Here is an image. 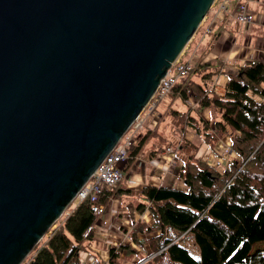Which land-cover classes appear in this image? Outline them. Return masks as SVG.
Wrapping results in <instances>:
<instances>
[{
    "label": "water",
    "instance_id": "1",
    "mask_svg": "<svg viewBox=\"0 0 264 264\" xmlns=\"http://www.w3.org/2000/svg\"><path fill=\"white\" fill-rule=\"evenodd\" d=\"M215 0H0V264H22Z\"/></svg>",
    "mask_w": 264,
    "mask_h": 264
},
{
    "label": "trees",
    "instance_id": "2",
    "mask_svg": "<svg viewBox=\"0 0 264 264\" xmlns=\"http://www.w3.org/2000/svg\"><path fill=\"white\" fill-rule=\"evenodd\" d=\"M201 62L194 63V77L182 78L170 93L186 101L192 92L199 109H209L208 120L188 111H173L178 117L175 127L192 130L199 141L175 138L174 128L169 134L153 130L164 145L156 152L174 146L173 162L180 166L177 176L186 189L144 186L139 191L143 200L128 206L139 213L149 210L153 223L149 227L137 224L132 238L136 239L139 231L158 232L146 239L154 255L144 264H264V252L254 249L264 241V62L247 60L236 72L227 73L222 95L208 83L214 80L220 62ZM153 134L148 129L136 141L124 164L125 177ZM223 137L229 138L235 156L220 169L210 166L197 152L201 143L212 149ZM116 189L133 194L120 183L104 194H118L123 200ZM95 226L96 216L86 199L48 238L37 243L23 264H79L81 253L94 242ZM188 238H193L196 252L185 245ZM120 253V249L111 248L109 262L120 264Z\"/></svg>",
    "mask_w": 264,
    "mask_h": 264
},
{
    "label": "crops",
    "instance_id": "3",
    "mask_svg": "<svg viewBox=\"0 0 264 264\" xmlns=\"http://www.w3.org/2000/svg\"><path fill=\"white\" fill-rule=\"evenodd\" d=\"M244 1L247 3L248 9L255 15L256 20L254 22L247 24L238 23L234 17L236 2L231 1L227 7L228 10L223 22L212 29L210 33H206V29L209 27L208 25L218 8V1H216L206 16L207 23L204 25L203 34H200L198 39L191 44V49L194 48V51L189 49L186 52L184 50L181 55V61L190 60L194 63L196 60L195 56L199 53H201L199 55L205 54L204 57L209 54L220 62V67L214 80H210L208 83L211 89L221 95L224 93L227 73L236 72L245 62L240 54L241 50L246 49L247 52L248 49H251L250 51L252 52L257 51V58L264 62V0ZM184 53L186 54L184 55ZM191 77H194V75H191ZM169 95L170 93L157 101V111ZM204 116L206 119L209 118L206 110L204 111ZM152 117L153 124L148 120L149 126H154L157 123V114L152 115ZM148 122L143 128L144 131L150 128L148 127ZM176 134L179 136L181 132H176ZM158 138L160 137L156 134L147 138L142 152L134 159L129 169V176L120 182L121 185L127 178L124 183L127 190L131 192L141 191L146 185L174 186L177 183L184 185L183 181L176 177L180 166L175 162H170L171 157L163 153L166 148L156 152L159 147L164 146L163 141ZM207 147L206 145L201 148L198 156L205 159L211 166H214L217 158L224 160L222 164L225 165V159L220 158L216 154H210L206 149ZM116 191L121 194L123 200L118 197V194L114 193L104 194L102 197V203L105 205L103 218L106 224L96 225L97 231L102 233L100 237L94 236L95 239L90 245L89 252L82 254L81 258L86 261L91 258H97L106 262L109 260L112 247L121 250L120 264H127V259L128 264H134L137 260L150 254V247L146 239L157 235L158 232L146 234L144 231H139L136 233V239L132 238V231H134L137 224L142 223L148 227L152 225L153 219L149 210L139 213L136 208H130L128 206L129 203L135 204L132 201L133 195L124 189H116ZM142 241L143 244H141Z\"/></svg>",
    "mask_w": 264,
    "mask_h": 264
},
{
    "label": "built area",
    "instance_id": "4",
    "mask_svg": "<svg viewBox=\"0 0 264 264\" xmlns=\"http://www.w3.org/2000/svg\"><path fill=\"white\" fill-rule=\"evenodd\" d=\"M218 8L216 13L212 17V21L206 29V33H210L212 29L221 24L226 16L228 5L231 1L236 2L234 9V17L240 24H246L252 22L255 19V15L248 9L247 3L244 0H217ZM194 63L190 60L181 61L179 58L174 62L167 71L164 78L159 83L153 97L138 115L137 119L132 122L125 134L120 138L115 147L105 156L100 162L95 172L91 175L89 180L80 188L72 200V205L77 206L82 201L89 199L91 203V210L97 217V224H106L103 216L105 213V205L102 203L101 198L105 192L111 191L118 183L124 178L123 166L127 159L130 157V151L135 147L136 136L143 130L148 120H152V115L155 113L152 111H146L148 106H153L155 109L156 103L159 99L164 98L171 93L175 84L182 78L187 77L193 70ZM226 151L230 150V144L227 142L224 145ZM166 154L170 156V160L174 157L175 151L171 147H167ZM221 154H224L221 152ZM231 154V150H230ZM226 155V154H224ZM95 227L94 233L97 237H100L101 231H97ZM148 258L143 261H139L136 264H143ZM80 264H102L95 259L85 263L80 261ZM108 264V263H106Z\"/></svg>",
    "mask_w": 264,
    "mask_h": 264
},
{
    "label": "rangeland",
    "instance_id": "5",
    "mask_svg": "<svg viewBox=\"0 0 264 264\" xmlns=\"http://www.w3.org/2000/svg\"><path fill=\"white\" fill-rule=\"evenodd\" d=\"M210 11V10H209ZM209 13V12H208ZM208 13H207V15H208ZM206 15V16H207ZM206 16H205V18H204V20L202 21V23L200 24V26L198 27V29L196 30V32L194 33V35L192 36V38H191V40L189 41V43L187 44V46H186V52L189 50V49H191V44L194 42V41H196V39H198V36L201 34H203V30H205V28H204V25H205V23H207V19H206ZM254 20H256V18L254 19ZM254 20H253V22H254ZM252 23V22H251ZM188 47V48H187ZM191 50H193L194 51V48L193 49H191ZM251 49H248V52L246 51V49H243V50H241V56H242V58H244V60L245 61H247V60H251V59H258L257 57H258V52L257 51H254V52H252V51H250ZM186 53H184V55H185ZM199 54H201V53H199ZM196 55L195 56V58H196V60H195V62L194 63H198V62H200V61H202L201 63H205L207 60H213L214 58L213 57H211L209 54H207L205 57H204V55L205 54H202V55ZM202 56H203V58H202ZM184 57V56H183ZM182 57V58H183ZM259 60V59H258ZM215 61H217L216 59H215ZM217 74V73H216ZM214 90V89H213ZM224 91V90H223ZM222 91V92H223ZM190 97L188 98V99H186V101H181L182 99L181 98H179L176 94H170L169 95V97L166 99V101L163 103V104H161L160 105V107H159V109H158V111L160 112H156L155 111V109L153 108V106H148L147 107V109H146V111H152L153 110V112L155 111L156 113H154L153 115H156L157 114V123L153 126V125H151V126H149V122L151 121V123H152V120H149V122H148V127H150V128H148L150 131H152V134H153V130H157V129H160V130H162V131H164V133H167V134H169V132H171L172 131V129L174 128V130H175V132H173L174 133V137H176L177 136V134H176V131H178V132H181V134H180V136L179 137H183V136H185V137H188V138H190L191 140L192 139H194L195 141H199V138H198V135L195 133V132H193L192 130H190V129H186V130H181V131H179V129L180 128H178V127H175V126H177V124L175 123L176 121H178L177 120V115L173 112L174 110H178V111H181V112H190V113H192V114H194L195 115V117H197V118H203L204 120H208V119H206L205 118V116H204V111L206 110L207 111V113L209 114V116H210V112H209V109H207V108H204V109H199V105H198V103L193 99V96H192V92L190 93ZM221 95V94H220ZM188 102H190L189 103V105H187V103ZM156 106H157V104H156ZM156 106H155V108H156ZM188 108H190V109H193L192 110V112H191V110L190 109H188ZM199 111V113H197ZM210 124H212V122H209ZM153 124V123H152ZM152 127V128H151ZM148 129H146V130H148ZM146 130L144 131H141L137 136H136V141L140 138V136L144 133V132H146ZM150 134V133H149ZM155 134V133H154ZM153 134V135H154ZM169 136V135H168ZM224 138V137H223ZM180 141H181V139H180ZM179 141V142H180ZM228 141L226 140V139H223V140H221V141H218L217 143H215V145L212 147V149L209 151L208 150V148L209 147H207L206 149H207V151H209L210 152V154H212V155H214V154H218V153H220V152H222V153H224V154H226V155H229L226 159L227 160H229L230 159V157H231V155H232V152H231V155H230V150H232L231 149V147H230V150L229 151H226L225 150V148H224V145L227 143ZM206 146V144H203V143H201L200 144V148H199V150H198V152H197V154L199 155V153H200V150H201V148H203V147H205ZM169 147H171L173 150H175V148H174V146L173 145H171V146H169ZM196 154V155H197ZM172 161H173V158H172ZM224 161V160H223ZM211 166V165H210ZM212 167H215V166H212ZM126 180H127V178L125 179V181L121 184V185H125L124 183L126 182ZM174 186H177V187H179V188H183V189H186L185 188V186L184 185H181L180 183H177V185H174ZM133 199H132V201L133 202H135V204H137V202L138 201H141V200H143V198H142V195H141V193L139 192V191H135V192H133ZM73 209H74V207H73V205H70L69 206V208H68V212H66L62 217H60L52 226H51V228L47 231V233L43 236V238H42V240L40 241V242H42L43 241V239H46V238H48L49 237V232L50 231H53V230H55L56 228H58L61 224H62V219L63 218H65L67 215H68V213L69 212H72L73 211ZM185 245L190 249V250H192L193 252H196L197 250H196V246H195V243H194V240H193V238H188L187 240H186V243H185ZM35 248V247H34ZM254 249H260V250H262L263 252H264V241H262V242H258V243H256L255 245H254ZM31 253H33V250L31 251ZM30 253V254H31ZM29 254V255H30ZM27 259V258H26ZM128 259L126 260V263L128 264ZM25 262V261H24ZM23 262V263H24ZM22 263V264H23Z\"/></svg>",
    "mask_w": 264,
    "mask_h": 264
},
{
    "label": "clouds",
    "instance_id": "6",
    "mask_svg": "<svg viewBox=\"0 0 264 264\" xmlns=\"http://www.w3.org/2000/svg\"><path fill=\"white\" fill-rule=\"evenodd\" d=\"M216 1H217V0H215V2H216ZM213 4H214V3H213ZM212 6H213V5H212ZM210 9H211V8H210ZM180 58H181V57H180ZM193 69H194V66H193ZM192 71H193V70H192ZM190 75H191V73H190L188 76H190ZM145 107H146V106H145ZM179 136H180V135H179ZM223 139H226V140L229 142V144H230V141H229V138H228V137H224V138H222L221 140H223ZM221 140H219V141H221ZM168 147H169V146H168ZM166 148H167V147H166ZM165 150H166V149H165ZM165 150L163 151V153L166 152ZM208 150L210 151L211 148L209 147ZM174 151L176 152V150H174ZM231 152H232V150H231ZM174 155H175V154H174ZM216 155H218L220 158L222 157L223 159H225V165L227 164L228 160H227L226 158H227L229 155L221 154V152L218 153V154H216ZM230 155H231V154H230ZM231 156H235L233 152H232V155H231ZM173 159H174V157H173ZM127 160H128V159H127ZM204 160H205V159H204ZM170 162H173L172 159L170 160ZM206 162H207V161H206ZM222 162H223V160L217 158V159H216V163L214 164V166L217 167V168L222 169L223 167H225V165H223ZM125 163H126V162H125ZM125 163H124V164H125ZM209 165H210V164H209ZM123 170H124V166H123ZM124 173H125V175H126V172H125V171H124ZM125 175H124V178H125ZM176 177L179 179L178 176H176ZM124 178H123V179H124ZM88 180H89V179H88ZM118 184H119V183H118ZM118 184H117V185H118ZM112 190H113V189H112ZM112 190H111V191H112ZM106 191H107V190H105V192H106ZM105 192H104V193H105ZM103 195H104V194H103ZM74 197H75V196H74ZM102 197H103V196H102ZM72 200H73V199H72ZM101 201H102V198H101ZM70 205H72V201H71ZM70 205H69V206H70ZM78 205H79V204H78ZM78 205H77V206H78ZM77 206H76V207H77ZM73 207L75 208V206H73ZM68 208H69V207H68ZM68 208H67V210L63 213V215H64L66 212H68ZM69 213H70V212H69ZM69 213H68V215H69ZM63 215H62V216H63ZM62 216H61V217H62ZM96 219H97V217H96ZM95 227H96V226H95ZM94 229H95V228H94ZM51 232H52V231L49 232V236L51 235ZM94 236H96L95 233L93 234V237H94ZM94 239H95V238H94ZM91 244H92V243H91ZM91 244H90V245H91ZM90 245H89V250H90ZM112 248H115V247H112ZM89 250H88V251H85V252H89ZM83 253H84V252H83ZM83 253H81V255L79 256V260H78V261H79V264L81 263L80 261H83L84 263H85V261H86V260H84V259L81 258V256H82ZM153 255H154V254H151V252H150L149 255H147V256H145V257H143V258L137 260L134 264H136V263L139 262V261H143V260L146 259V258L149 259V258H151ZM92 259H95L96 261H98V262H100V263H102V264H106V263H108V264H112V263L109 262V260H107L106 262H103V261H101V260H99V259H97V258H91V259H89L87 262L91 261ZM148 259H147V260H148ZM147 260H146V261H147ZM146 261H145V262H146ZM145 262H144V263H145ZM144 263H143V264H144Z\"/></svg>",
    "mask_w": 264,
    "mask_h": 264
},
{
    "label": "bare ground",
    "instance_id": "7",
    "mask_svg": "<svg viewBox=\"0 0 264 264\" xmlns=\"http://www.w3.org/2000/svg\"><path fill=\"white\" fill-rule=\"evenodd\" d=\"M249 23H250V22H249ZM246 24H247V23H246ZM168 70H169V69H168ZM166 73H167V72H166ZM165 75H166V74H165ZM163 78H164V77H163ZM161 80H162V79H161ZM161 80H160V82H161ZM160 82H159V83H160ZM137 117H138V116H136L135 119H134L133 121H135V120L137 119ZM79 190H80V189H79ZM42 238H43V237H42ZM42 238H41V240H42ZM41 240H40V241H41ZM40 241H39V242H40ZM39 242H38V243H39Z\"/></svg>",
    "mask_w": 264,
    "mask_h": 264
}]
</instances>
